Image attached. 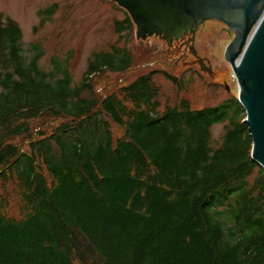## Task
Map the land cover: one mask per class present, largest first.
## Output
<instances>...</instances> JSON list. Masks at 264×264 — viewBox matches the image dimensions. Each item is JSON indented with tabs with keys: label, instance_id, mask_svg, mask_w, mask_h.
<instances>
[{
	"label": "trees",
	"instance_id": "obj_1",
	"mask_svg": "<svg viewBox=\"0 0 264 264\" xmlns=\"http://www.w3.org/2000/svg\"><path fill=\"white\" fill-rule=\"evenodd\" d=\"M132 30L126 14L116 31ZM42 54L26 56L0 14V264H264V170L236 98L160 112L155 71L95 93L94 76L131 68L125 48L94 53L76 85L69 60L45 71ZM40 119L56 125L22 151L14 141Z\"/></svg>",
	"mask_w": 264,
	"mask_h": 264
},
{
	"label": "rangeland",
	"instance_id": "obj_2",
	"mask_svg": "<svg viewBox=\"0 0 264 264\" xmlns=\"http://www.w3.org/2000/svg\"><path fill=\"white\" fill-rule=\"evenodd\" d=\"M49 7H54V14L40 26L43 17L39 13ZM0 14L19 25L26 56H30L32 45L39 46L43 53L39 65L43 70L51 69L52 58L58 62L69 60L75 85L81 81L94 53L107 52L112 47L125 48L133 59L131 68L123 74L94 76L92 87L98 95L117 92L137 77L155 71L153 83L159 89L160 112L175 106L181 99L188 101L191 109L200 110L238 98V83L226 56L235 33L221 21H205L194 37L195 51L211 69L208 75L200 71L192 56H182L183 47L180 49L177 44L169 48L155 37L138 40L135 28L132 32L118 33L117 23L122 22L127 13L109 0H0ZM168 49L172 50L169 54ZM55 125L45 119L35 121L32 136L16 139L14 143L25 151L37 132L50 133ZM225 125L211 128L212 148L220 145ZM112 131L115 136L122 134V129L115 125ZM8 199V212L16 215L18 201L12 187H9Z\"/></svg>",
	"mask_w": 264,
	"mask_h": 264
},
{
	"label": "water",
	"instance_id": "obj_3",
	"mask_svg": "<svg viewBox=\"0 0 264 264\" xmlns=\"http://www.w3.org/2000/svg\"><path fill=\"white\" fill-rule=\"evenodd\" d=\"M125 10L136 38L159 37L168 45L183 33L194 34L208 20L223 22L234 32L240 20L236 53L227 58L238 83L237 101L245 112L252 140V160L264 170V0H109ZM239 58L241 67L235 68ZM201 70H210L200 62Z\"/></svg>",
	"mask_w": 264,
	"mask_h": 264
},
{
	"label": "bare ground",
	"instance_id": "obj_4",
	"mask_svg": "<svg viewBox=\"0 0 264 264\" xmlns=\"http://www.w3.org/2000/svg\"><path fill=\"white\" fill-rule=\"evenodd\" d=\"M234 21H236V22H238L237 23V27L236 28H234V33H235V37H240V33H241V29H240V20H238L237 18L236 19H234ZM237 47H238V43L236 42V43H234V44H232V45H229V47H228V49H227V53H226V56H227V58L229 59L230 57H232L235 53H236V51H237ZM241 67V60H236V62H235V68L236 69H239Z\"/></svg>",
	"mask_w": 264,
	"mask_h": 264
},
{
	"label": "flooded vegetation",
	"instance_id": "obj_5",
	"mask_svg": "<svg viewBox=\"0 0 264 264\" xmlns=\"http://www.w3.org/2000/svg\"><path fill=\"white\" fill-rule=\"evenodd\" d=\"M182 44H184V42L182 41V42H180V46H179V48L181 49V47H183V50L184 51H186V52H188L189 50L186 48V46L185 45H183L182 46ZM187 55V54H186Z\"/></svg>",
	"mask_w": 264,
	"mask_h": 264
}]
</instances>
